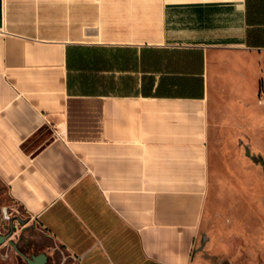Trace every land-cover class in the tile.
<instances>
[{"label": "crops", "instance_id": "0c3cea01", "mask_svg": "<svg viewBox=\"0 0 264 264\" xmlns=\"http://www.w3.org/2000/svg\"><path fill=\"white\" fill-rule=\"evenodd\" d=\"M261 95L264 0H0V264H193L215 113L255 148Z\"/></svg>", "mask_w": 264, "mask_h": 264}, {"label": "rangeland", "instance_id": "374dc122", "mask_svg": "<svg viewBox=\"0 0 264 264\" xmlns=\"http://www.w3.org/2000/svg\"><path fill=\"white\" fill-rule=\"evenodd\" d=\"M210 141L206 215L192 254L193 264H264V144L252 146L247 114L233 134L218 128ZM15 217L16 230L28 220L0 183V223ZM61 257V256H60ZM63 259V258H62ZM14 264V258L7 259ZM21 264H25L22 262Z\"/></svg>", "mask_w": 264, "mask_h": 264}, {"label": "water", "instance_id": "95a60500", "mask_svg": "<svg viewBox=\"0 0 264 264\" xmlns=\"http://www.w3.org/2000/svg\"><path fill=\"white\" fill-rule=\"evenodd\" d=\"M4 215H5V218H7V215L5 212H4ZM12 232H13V226H12V224H10V232L6 235L0 234V245H2L4 242H6L8 240V238L11 236ZM8 244L15 248V245L12 244V242H8ZM24 259L28 264H44L46 261V257L43 254H40V255L33 257L31 259H29V258H24Z\"/></svg>", "mask_w": 264, "mask_h": 264}, {"label": "flooded vegetation", "instance_id": "af4514ba", "mask_svg": "<svg viewBox=\"0 0 264 264\" xmlns=\"http://www.w3.org/2000/svg\"><path fill=\"white\" fill-rule=\"evenodd\" d=\"M17 221H18V220H17L15 217H12V218H9V219H8V223H9V225H8V229H10V223H11L12 226H13V232H12V233H14V223L17 222ZM18 240L22 241L23 244H24V246H25L26 248L33 247V244H32L29 240H27V239H25V238L22 237V234H21V236L18 238Z\"/></svg>", "mask_w": 264, "mask_h": 264}, {"label": "trees", "instance_id": "16d2710c", "mask_svg": "<svg viewBox=\"0 0 264 264\" xmlns=\"http://www.w3.org/2000/svg\"><path fill=\"white\" fill-rule=\"evenodd\" d=\"M259 162L264 165V160L260 159Z\"/></svg>", "mask_w": 264, "mask_h": 264}, {"label": "built area", "instance_id": "2783aa9c", "mask_svg": "<svg viewBox=\"0 0 264 264\" xmlns=\"http://www.w3.org/2000/svg\"><path fill=\"white\" fill-rule=\"evenodd\" d=\"M261 101L264 102V95H261Z\"/></svg>", "mask_w": 264, "mask_h": 264}]
</instances>
